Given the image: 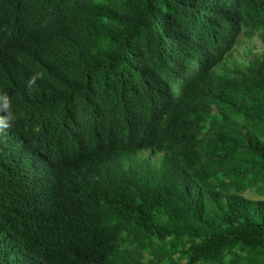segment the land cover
Returning a JSON list of instances; mask_svg holds the SVG:
<instances>
[{"label": "trees", "instance_id": "obj_1", "mask_svg": "<svg viewBox=\"0 0 264 264\" xmlns=\"http://www.w3.org/2000/svg\"><path fill=\"white\" fill-rule=\"evenodd\" d=\"M239 38L264 0H0V264H264Z\"/></svg>", "mask_w": 264, "mask_h": 264}, {"label": "rangeland", "instance_id": "obj_2", "mask_svg": "<svg viewBox=\"0 0 264 264\" xmlns=\"http://www.w3.org/2000/svg\"><path fill=\"white\" fill-rule=\"evenodd\" d=\"M254 46V51L255 52H264V44H262L258 39L252 40L251 43H245L241 48H239V52L245 51L248 47ZM246 198H250L253 200H258V199H263L260 196L256 195L255 193L252 192H246L245 194Z\"/></svg>", "mask_w": 264, "mask_h": 264}, {"label": "clouds", "instance_id": "obj_3", "mask_svg": "<svg viewBox=\"0 0 264 264\" xmlns=\"http://www.w3.org/2000/svg\"><path fill=\"white\" fill-rule=\"evenodd\" d=\"M254 39H258V38H253L252 40H254ZM252 40L247 41V40L244 39V38H239L237 44L234 45V48H233V49H235V50H237V51L239 52V48H241L245 43H251ZM258 40H259L262 44H264L260 39H258ZM250 47H251V46H250ZM246 50H247V49H246ZM246 50H245V51H246ZM253 51H254V46H253ZM254 52H255V51H254ZM257 53H258V52H257ZM236 54H237V53H235L234 55L237 56Z\"/></svg>", "mask_w": 264, "mask_h": 264}]
</instances>
